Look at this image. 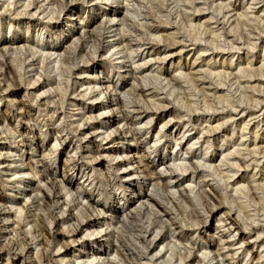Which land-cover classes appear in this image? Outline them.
<instances>
[{
  "label": "rangeland",
  "instance_id": "374dc122",
  "mask_svg": "<svg viewBox=\"0 0 264 264\" xmlns=\"http://www.w3.org/2000/svg\"><path fill=\"white\" fill-rule=\"evenodd\" d=\"M69 1L0 0V264H264V0Z\"/></svg>",
  "mask_w": 264,
  "mask_h": 264
},
{
  "label": "bare ground",
  "instance_id": "6f19581e",
  "mask_svg": "<svg viewBox=\"0 0 264 264\" xmlns=\"http://www.w3.org/2000/svg\"><path fill=\"white\" fill-rule=\"evenodd\" d=\"M53 1V3L55 4H59L61 7V9L62 10H65V9H68V8H70V3H71V1H69V2H67V0H52ZM16 3V2H15ZM24 3V2H23ZM17 4H18V2H17ZM20 4V3H19ZM23 5H25L24 7H22L23 9H28V8H30V7H34V2L33 1H30V2H28L27 3V1H26V4L24 3ZM2 6V5H1ZM4 7H6L5 5L4 6H2L1 8L2 9H4ZM55 7V6H54ZM58 8H59V6H57ZM34 9V8H33ZM37 9V11H39L40 9H41V7H38V8H36ZM60 9V11H62ZM3 11V10H2ZM10 11V10H9ZM14 12H16V11H14ZM17 12H20V11H17ZM31 11H29L28 12V15H32V14H36V10H35V12L34 13H30ZM51 12H52V10H51ZM22 13V12H21ZM48 13V12H47ZM62 13V12H61ZM9 14H10V12H9ZM14 14V16H15V13H13ZM18 15V14H17ZM22 15V14H21ZM20 15V16H21ZM51 16V15H50ZM52 19V18H51ZM38 23V22H37ZM102 23V22H101ZM101 27H102V25H101ZM110 28V27H109ZM108 29V28H107ZM99 30V29H98ZM91 31V30H90ZM93 31V30H92ZM91 31V32H92ZM91 32H89V33H91ZM100 33V32H99ZM98 33V34H99ZM85 37V36H84ZM98 38H99V35H98ZM16 40H18V38H15ZM86 39H88V38H86ZM100 39V38H99ZM107 39V38H106ZM79 40V39H78ZM105 40V39H104ZM95 41V40H94ZM105 41H107V40H105ZM109 44V43H108ZM110 44H111V42H110ZM76 45V44H75ZM100 45V44H99ZM112 45V44H111ZM113 47V46H112ZM18 48V47H17ZM16 48V49H17ZM108 48H109V46H108ZM107 48V49H108ZM21 49V48H20ZM18 50V49H17ZM19 51V50H18ZM21 51H23V50H21ZM76 51V50H75ZM32 55V54H31ZM21 56V55H20ZM32 65V64H31ZM117 67V66H116ZM5 68L8 70L9 69V66L7 65V64H5ZM119 68H120V66H119ZM136 72V71H135ZM139 73V72H138ZM15 74V73H14ZM134 74V73H133ZM143 75V74H142ZM145 77H146V75H144ZM143 78V77H142ZM157 78V77H156ZM145 80H148V79H146L145 78ZM145 80H144V82H145ZM153 81V80H152ZM154 82H155V80H154ZM146 83V82H145ZM147 86V85H146ZM150 86V85H149ZM145 87V86H144ZM158 89V88H157ZM141 90V89H140ZM143 90V89H142ZM150 91V90H149ZM152 91V90H151ZM135 92V91H134ZM136 93V92H135ZM118 94V93H117ZM131 95H133V94H131ZM118 101H120V100H118ZM124 102V101H123ZM126 103V102H125ZM118 104V103H117ZM121 104V103H120ZM116 105V104H115ZM154 105V104H153ZM158 105V104H157ZM143 106V105H142ZM145 106V105H144ZM144 106H143V108H144ZM146 107V106H145ZM159 107V106H158ZM119 109H116V110H119L118 112L121 114L122 113V115H124V111L120 108V106L118 107ZM147 108V107H146ZM146 108H144V109H146ZM121 109V110H120ZM148 110V109H147ZM146 110V111H147ZM131 113V112H130ZM126 114V113H125ZM126 116L124 115V117L123 118H125ZM127 119V118H126ZM125 120V119H124ZM166 126V125H165ZM164 126V127H165ZM164 127H162V128H164ZM213 131V130H212ZM215 131V130H214ZM211 132V131H210ZM110 136V134L109 135H107V137H109ZM128 136V134L126 135V133H121V131L118 133V135H117V138H116V140H118V141H124V142H126V141H128V140H130L129 139V137H127ZM131 136H133V134L131 135ZM105 140H106V138H105ZM134 141H135V139H134ZM55 149V148H54ZM172 166V165H171ZM177 168V167H176ZM175 168V169H176ZM188 168V167H187ZM17 169H19V168H17ZM181 169H182V167L180 168V171H181ZM20 170V169H19ZM176 170H178V169H176ZM189 170V169H188ZM184 171V170H183ZM19 172H23V171H19ZM18 172V173H19ZM185 172V171H184ZM184 172H182V173H184ZM35 177V176H34ZM146 182H148L149 183V181H148V179H144L143 180V182L141 183V185L143 184V185H146ZM168 185H170V184H167V186ZM92 186V185H91ZM156 186V185H155ZM155 186H154V188H155ZM158 188V187H157ZM47 187H45L44 189H40V190H38V193L39 194H41V196H42V200H44L45 202V205H47V203H48V201H49V199H50V197H49V191H47ZM159 190V189H158ZM190 190V189H189ZM193 190V189H192ZM149 199V200H148ZM157 199L155 198L154 199V197H152V196H148L147 197V199H146V201L148 202H146L147 204H140V210H139V213H136L134 216H131V217H128V216H125L124 217V221H122V223H120V224H122L123 225V229L120 231V232H118L119 234H118V237L120 238V240H121V242H124V243H131V244H133V242H135V241H137V242H143V244L144 243H146V241L147 240H145V237H146V234L148 235V234H150V232H151V230H149L148 229V226L150 227V225H152V224H148L147 225V227L146 226H144V224H143V221H139L138 220V218L140 217V215H142V213H141V210H142V208H144L145 207V209H147V207H149V206H154V207H160V206H158L157 204H156V201ZM129 201H126L125 202V204H127V205H129V203H128ZM159 202V201H158ZM153 203V204H152ZM181 204V203H180ZM151 207V208H152ZM153 207V208H154ZM181 209V208H180ZM153 210V209H152ZM99 213V212H98ZM101 214H102V212H101ZM101 214H99V216L101 215ZM155 214V213H154ZM146 215V214H145ZM70 217V219H68L67 221H69V220H73L75 223L77 222V226H76V228L74 227L73 228V230H69V231H63V232H60V234L59 235H61L62 237H67V240L65 241V242H62V243H60L59 242V240H58V238L56 237V235L57 234H55V233H52V232H50V231H48V229H47V227H46V222L48 221H46V218L47 217H38L37 218V224H35V225H37V228L35 227V229H37V232H40V234H41V236H42V239H40L41 240V243L38 241V243L35 245V246H37L38 244L40 245H42V244H45L46 245V247H47V250L46 251H48V249L49 248H54V246L56 247V245H60L59 247H58V250H56V253H53V255H51L50 253H47L45 250L43 251V252H41L40 254H39V256L37 257V259L35 260L36 261V263L35 264H57L58 262H63V260H64V255H62V254H59V249H61V248H64V247H66V246H68V245H70V244H72L73 242H74V235L76 234L75 232H77V230H81L83 227H81V225L83 224H81L80 222H79V220L80 219H78L77 217H74L72 214H68L67 215V217ZM157 216V215H156ZM151 217H149V219H150ZM53 221H51V222H49V225L50 226H56V220L54 219V218H51ZM51 219H49V220H51ZM142 220V219H141ZM147 220V219H146ZM35 221V220H34ZM147 221H149V220H147ZM142 222V223H141ZM48 223V222H47ZM62 223H64L63 221H62ZM150 223V222H149ZM155 223V222H154ZM125 225V226H124ZM127 225V226H126ZM18 227V226H17ZM78 227H79V229H78ZM121 227V226H120ZM18 229V228H17ZM153 229V228H152ZM119 230V229H118ZM56 231V230H55ZM156 231V230H155ZM17 233L19 234V236H20V240L22 241V242H24L25 244H23L24 245V247H22V250L19 252V253H22L23 252V250H24V252L26 251V253H28V249H30V247H29V244L28 243H26V238H27V233L26 232H24L22 229H20L19 228V230H17ZM59 233V232H58ZM28 234H29V232H28ZM35 234V233H34ZM139 234H141V235H139ZM40 236V235H39ZM154 237H155V235H153ZM17 238V237H16ZM33 240L34 239H36V236L34 237V238H32ZM31 239V240H32ZM151 239V238H150ZM63 240V239H62ZM21 242V243H22ZM150 242V241H149ZM152 243H153V241H152ZM151 243V244H152ZM13 244H15V242L13 243ZM130 244V245H131ZM142 244V243H141ZM150 244V245H151ZM18 245H20L19 244V242H18ZM62 245V246H61ZM134 245V244H133ZM120 247V246H119ZM121 247H123V249L125 248V247H127V246H124V245H122ZM10 248V247H9ZM148 248V247H147ZM42 249H43V247H42ZM126 250V249H125ZM147 250V249H146ZM7 251V250H6ZM10 251H13V253H15L16 254V251H18V249H16V248H11L10 249ZM42 251V250H41ZM130 251V250H129ZM133 251V250H132ZM48 252H51V251H48ZM128 252V251H127ZM19 253H17V254H19ZM64 253H66V251L64 252ZM132 253V252H131ZM135 253V252H134ZM175 256V255H174ZM206 257V256H205ZM125 258V257H124ZM145 258V257H144ZM77 260V259H76ZM34 261V260H33ZM34 261V262H35ZM128 264V263H127Z\"/></svg>",
  "mask_w": 264,
  "mask_h": 264
}]
</instances>
